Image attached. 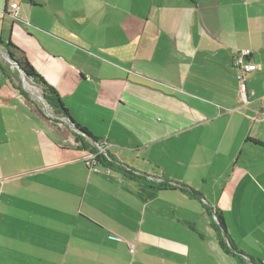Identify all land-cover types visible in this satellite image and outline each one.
<instances>
[{
  "label": "crops",
  "instance_id": "crops-1",
  "mask_svg": "<svg viewBox=\"0 0 264 264\" xmlns=\"http://www.w3.org/2000/svg\"><path fill=\"white\" fill-rule=\"evenodd\" d=\"M17 2L0 55L66 112L0 61V264H240L214 224L264 264V0Z\"/></svg>",
  "mask_w": 264,
  "mask_h": 264
},
{
  "label": "trees",
  "instance_id": "trees-1",
  "mask_svg": "<svg viewBox=\"0 0 264 264\" xmlns=\"http://www.w3.org/2000/svg\"><path fill=\"white\" fill-rule=\"evenodd\" d=\"M12 0H6V9L9 8V4ZM9 16V12L7 13ZM5 48L7 50V53L11 59V61L15 62L20 66V68L24 71L26 76L28 78H31L36 84L40 85L42 87L43 93H44V99L47 101V103L50 105L51 108L57 111L66 112L65 108L63 107L59 96L57 93L49 87L42 78L37 74L33 66L30 64L26 54L17 46L12 44L11 42H8L5 44ZM92 139L97 142L98 140L93 138ZM108 157V158H107ZM105 157L104 155L98 156V163L102 165L103 167L111 168V169H118L121 172H124L130 179H140L135 176L134 172L121 169L119 166H116L114 161L110 158V156ZM166 187L161 185L160 188ZM221 223V222H220ZM216 227L218 233H219V244L222 247V249L230 254H232L234 257L238 258L240 264H246V262L241 257V254L237 252V249L233 247L232 242L230 241L225 229H220V227L214 224ZM222 226V225H221ZM223 227V226H222ZM227 244L229 246L227 247Z\"/></svg>",
  "mask_w": 264,
  "mask_h": 264
},
{
  "label": "built area",
  "instance_id": "built-area-1",
  "mask_svg": "<svg viewBox=\"0 0 264 264\" xmlns=\"http://www.w3.org/2000/svg\"><path fill=\"white\" fill-rule=\"evenodd\" d=\"M17 1L18 0H12L9 4L10 17H14L13 12L19 9V3ZM248 57H249V53L243 52L241 54V57L237 58L234 61V66L242 72V75L253 73L257 69L255 64L246 61V58ZM240 95L242 100L246 101L247 91L243 85V82L241 83ZM260 114L262 117H264V110ZM96 146L98 150H96L95 154H92L90 157L87 158V164L92 169V171L99 172L98 156L102 155L105 152V150L102 149V147L97 144ZM0 193H1V187H0ZM129 248H130V253H134L133 245H130Z\"/></svg>",
  "mask_w": 264,
  "mask_h": 264
},
{
  "label": "rangeland",
  "instance_id": "rangeland-1",
  "mask_svg": "<svg viewBox=\"0 0 264 264\" xmlns=\"http://www.w3.org/2000/svg\"><path fill=\"white\" fill-rule=\"evenodd\" d=\"M0 4H1V0H0ZM4 44H5V42H4ZM6 58L8 59V56ZM6 58L4 59V57L0 55V61H2L4 63L5 67L9 71H11V74L14 77L19 78L20 74L17 72V69L15 67H13L11 62L7 61ZM19 85L21 86V82L19 83ZM22 85L25 86V89L28 91V93H30L31 95L34 96L36 101L38 100V97L43 98L42 96L44 95V93H43L42 87L40 85L36 84L33 80L27 79L26 82L22 83ZM41 102L43 103V104L42 103L41 104L44 105V107L47 110L50 109L45 101H41ZM96 149L98 150V148H96ZM130 254H133V253H130Z\"/></svg>",
  "mask_w": 264,
  "mask_h": 264
},
{
  "label": "water",
  "instance_id": "water-1",
  "mask_svg": "<svg viewBox=\"0 0 264 264\" xmlns=\"http://www.w3.org/2000/svg\"><path fill=\"white\" fill-rule=\"evenodd\" d=\"M6 60H7V61H10L11 64H12L13 66H15V67L18 69V71H19L20 74L22 75L23 79L26 81V77H27V76H26V74L24 73V71L20 68V66H19L18 64H16L15 62L11 61L9 55H8V59L6 58ZM219 227H220L221 230H223V227H222L221 225H219ZM251 264H252V263H251Z\"/></svg>",
  "mask_w": 264,
  "mask_h": 264
},
{
  "label": "bare ground",
  "instance_id": "bare-ground-1",
  "mask_svg": "<svg viewBox=\"0 0 264 264\" xmlns=\"http://www.w3.org/2000/svg\"><path fill=\"white\" fill-rule=\"evenodd\" d=\"M4 57H6V56H4Z\"/></svg>",
  "mask_w": 264,
  "mask_h": 264
}]
</instances>
